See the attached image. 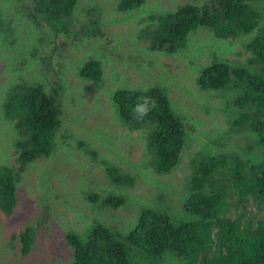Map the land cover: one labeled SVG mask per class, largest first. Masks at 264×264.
<instances>
[{
    "label": "rangeland",
    "instance_id": "1",
    "mask_svg": "<svg viewBox=\"0 0 264 264\" xmlns=\"http://www.w3.org/2000/svg\"><path fill=\"white\" fill-rule=\"evenodd\" d=\"M120 1L79 0L70 19L72 32L56 35L32 16L30 0H0V168L18 166L20 135L16 122L3 113L13 85L38 82L59 100L63 114L51 156L36 160L22 175L15 211L6 216L0 209V264H73L68 235L84 240L101 225L127 236L145 209L190 222L195 217L185 204L196 162L216 154L253 164L264 160L260 151L245 152L255 135L235 129L240 115L236 92L204 90L198 82L203 69L215 62L246 63L251 57L247 43L255 35L220 40L210 29L199 28L185 48L168 54L151 49L149 34L157 24L152 18L209 0H145L126 12L119 11ZM90 60L102 63L104 75L98 81L80 76ZM155 87L169 96L184 127L180 162L165 175L150 165L146 131L126 127L114 103L118 90ZM108 165L133 175L135 185L116 184ZM93 195H121L125 204L113 210ZM28 226L37 229L38 239L32 253L23 256L20 233ZM128 249L130 264L182 263L171 252L158 258L131 245Z\"/></svg>",
    "mask_w": 264,
    "mask_h": 264
},
{
    "label": "trees",
    "instance_id": "2",
    "mask_svg": "<svg viewBox=\"0 0 264 264\" xmlns=\"http://www.w3.org/2000/svg\"><path fill=\"white\" fill-rule=\"evenodd\" d=\"M260 1L187 4L170 14L153 17L157 24L149 37L151 49L176 54L199 28L210 29L220 40L255 35L247 43L251 57L246 63L215 62L203 69L198 82L204 90L236 92L235 106L240 115L234 121L235 129L251 131L255 139L251 138L252 148L247 144L245 152L260 151L264 157V25L261 26ZM78 2L30 0L29 4L32 16L59 35L72 32L70 19ZM144 3L145 0H121L118 9L126 12ZM103 75L102 63L97 60L86 62L80 71L83 79L98 81ZM142 97L152 98L157 107L140 121L133 118L131 109L142 102ZM114 103L126 127L146 131L151 167L160 175L171 173L180 162L185 136L182 119L173 110L169 96L157 87L121 89L115 92ZM3 113L6 119L16 122L20 135L16 144L17 168H0V209L10 216L16 209L19 183L27 167L51 156L63 114L53 94L38 82L29 81L13 85ZM107 172L118 185L129 187L136 183L133 175L117 167L108 165ZM191 177L185 209L194 220L178 222L167 211L145 209L127 236L101 225L84 240L70 234L67 241L74 252L73 264H130L128 245L158 258L171 252L182 259L180 264H264V215L260 216L264 210V160L253 164L240 156L216 154L196 162ZM90 198L103 200V206L113 210L125 204L121 195ZM37 233L34 226L20 233L23 256L34 250Z\"/></svg>",
    "mask_w": 264,
    "mask_h": 264
},
{
    "label": "clouds",
    "instance_id": "3",
    "mask_svg": "<svg viewBox=\"0 0 264 264\" xmlns=\"http://www.w3.org/2000/svg\"><path fill=\"white\" fill-rule=\"evenodd\" d=\"M142 102H138L134 108L131 109L133 118L142 121L149 113L157 107V104L150 97L140 98Z\"/></svg>",
    "mask_w": 264,
    "mask_h": 264
}]
</instances>
